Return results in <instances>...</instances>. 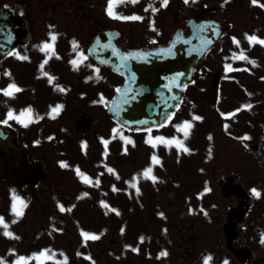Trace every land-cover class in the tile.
Here are the masks:
<instances>
[{
  "label": "rangeland",
  "instance_id": "obj_1",
  "mask_svg": "<svg viewBox=\"0 0 264 264\" xmlns=\"http://www.w3.org/2000/svg\"><path fill=\"white\" fill-rule=\"evenodd\" d=\"M209 1L210 5L218 7L216 18L226 23L229 34L220 45L221 51H213L206 59L197 82L188 90L187 102L180 112L181 116L178 115L175 120L189 117L187 120L191 122L194 113L201 115L202 122L203 117L206 119L204 124H199V127L202 126L201 130L199 127L196 128V120L191 123L187 136L183 124L172 134H168L165 128L152 131L149 135L137 136H131L124 129L115 127L106 116L104 106L112 98L122 78L90 59L84 60L82 56L77 65L80 73L74 75L67 73L66 62L56 63L54 51L46 50L42 45H35L29 47L28 51L12 55L4 62L5 68L0 67V87L15 85L20 89L12 95L0 94V119L7 111L18 108L20 103L27 106L33 103L42 111L52 102L62 100L63 103L59 111L52 112L54 115H39L43 119H49L50 130L39 134L42 139L40 149L31 143L35 148L34 151L32 149L31 160L42 163L46 170V179L37 187L28 186L17 190L5 182H0V189L9 197L8 201H4L5 204L13 201V198L18 201L26 199L23 201L22 217L15 215L13 224V229L16 228L18 232L16 237L22 240L17 244L20 250L27 249L28 252L26 236L33 234L42 239L41 245L50 244L58 257H65L62 264H73V261H76V264H176L178 261L185 263L186 259L191 257L182 246L185 244L184 241L175 237L177 240L175 244L178 242L181 245L176 252L172 240L176 222L174 214L180 208L182 189L185 190L186 199L193 197L194 200L204 201L196 196L197 192L204 189L203 183L195 188L196 184H193V181L196 176V179L201 176L202 179L210 181V193L207 191L209 197L206 198L210 201H206V204L213 205L214 200L210 198L216 199V207L213 209L215 213L213 211L209 215L203 213L197 222H194L198 235L203 233L214 236H204L200 240L201 246L204 247L211 245L217 234L222 231L221 224L232 200L222 198L220 184L224 177L234 175L239 181H251V185L246 184L248 188L256 186L261 191V195L256 197L258 202L248 226L249 230L243 233V240L238 246L250 248L255 258L264 263L263 232L257 235L253 229L257 228L256 214L264 211V170L255 164L248 151L250 144L257 140L264 127V45L249 40V37L264 40V27L259 28L260 22H264V13L260 8H250L249 3L252 0ZM4 5L16 9L26 17L30 15L36 21L35 41L48 38L46 34L48 22L57 25V29L60 30L57 15L54 13L47 16L43 13L42 8L46 7L42 0H0V6ZM197 10L198 8H194V13ZM172 18L173 15L169 14L165 21H171ZM119 27L127 36L138 37V30L125 25ZM79 30L81 37L78 38L81 39V47L84 48L95 32V27L86 23L81 28L77 26V31ZM71 34L66 31L60 33L59 38L64 43L66 38L78 40L70 36ZM66 52L68 58L72 59L76 47L70 45ZM58 53L63 56L65 49L59 46ZM0 66H3V63H0ZM215 69L222 71L220 86L221 94L225 96L222 106L220 102L213 106L206 95L210 87V75ZM57 74L60 79L57 78ZM63 84L70 85V89L64 92ZM82 88L86 89V92ZM88 93L90 98L94 93L104 100L100 103L88 102ZM244 103H251L253 109L247 111L245 108L249 104H246L241 108L243 113L247 111L246 114L235 116L237 121L233 119L228 121V116L225 117L224 113L232 112ZM86 109L96 117L97 124L86 137H81L76 132L75 118ZM35 116L36 113L32 115L30 112V115L21 118ZM12 117H15L14 114ZM177 122L176 124H179L183 121ZM227 122L232 124L226 129ZM203 128L208 138L200 141V133L205 132ZM196 129L200 131L198 135ZM244 131L246 136L242 135ZM152 137L157 139L150 145L148 140ZM176 140L181 141L188 151H184L185 148L177 149ZM148 145L154 149L150 150L152 147L148 148ZM204 151L207 163L204 162ZM105 155L108 156L113 168L119 170L120 185L113 183L107 187L97 185L91 189L83 188L81 193L83 199H80L76 196L79 191V179L75 169L82 167L93 174L96 172L101 174L99 171H105L106 168ZM202 168L205 174L201 173ZM148 169H151V173L146 177L144 173ZM111 173L110 171V175ZM117 176L112 181L117 182ZM109 183L110 180L107 184ZM81 185L87 187V184ZM60 193H64L65 196ZM173 194L178 195L173 197ZM18 201H14V204H18ZM159 201H164L163 206L173 217L172 221L165 222L169 229V231L166 229L167 235L166 231L161 232L163 228L160 222L165 215L159 207ZM48 224L52 225L54 230L50 237L46 229ZM262 224L264 226V221ZM123 226L126 231L122 236L118 229H123ZM102 227L101 234L109 232L97 243H93L95 239L85 238V234L89 236L92 230L98 231ZM35 229L39 230L32 232ZM57 231L64 232L61 239H58L60 235ZM160 238H163V243ZM127 239L133 241L136 246L130 244L128 252H124L123 242H127ZM164 246L168 249H165L167 255L165 259L159 260L157 252L164 250ZM3 253L4 251L0 264L13 262L12 253L9 251ZM82 253L85 258H89V262ZM176 254L179 258H176ZM224 258L228 264H237L227 250ZM227 261L222 262L227 264ZM204 264H212L209 253L204 255Z\"/></svg>",
  "mask_w": 264,
  "mask_h": 264
},
{
  "label": "water",
  "instance_id": "obj_2",
  "mask_svg": "<svg viewBox=\"0 0 264 264\" xmlns=\"http://www.w3.org/2000/svg\"><path fill=\"white\" fill-rule=\"evenodd\" d=\"M24 27L25 21L22 18L13 16L8 10H0L1 57L6 56L17 43L26 42L30 38L28 34L22 33ZM205 27L204 32H208V36L206 34L202 42L205 44L209 41L211 47L218 41L223 29L220 24L213 21ZM108 36L109 32L100 34L90 50L91 52L94 50L95 57L103 64L124 74L129 81L128 85L119 89L108 108V114L131 130H144L164 124L177 107L186 84L193 78L194 68L200 60L197 58L202 53L197 58L191 57L197 52V47L201 48V41L194 44L195 40L191 38L186 40L178 34L171 47L159 48L152 53L123 55L112 42H108ZM139 57L141 61H137ZM217 86L218 76H214L215 90ZM94 123L95 120L89 114L82 113L77 118V130L86 133ZM251 153L264 168V134L259 142L251 147ZM41 176V166L28 162L27 149L17 143L15 132L9 126L0 123V177L8 179L14 185H24L36 183ZM227 190H231L228 182L223 191L229 196ZM233 193L242 196L245 201L250 199L239 187L235 188ZM246 212L247 208L244 207L229 209V222L225 227L228 234L236 231L238 222L244 221ZM231 242L229 239L230 248ZM234 252L238 258L246 260L247 254L241 257L242 252Z\"/></svg>",
  "mask_w": 264,
  "mask_h": 264
},
{
  "label": "flooded vegetation",
  "instance_id": "obj_3",
  "mask_svg": "<svg viewBox=\"0 0 264 264\" xmlns=\"http://www.w3.org/2000/svg\"><path fill=\"white\" fill-rule=\"evenodd\" d=\"M109 2L110 0H42V4L46 7L45 9L42 8L43 13L47 16H51L55 13L60 26V30H58L57 25L48 22L46 34L50 35L57 31L63 34L68 31L72 33L70 36L78 38L81 37V31H77V26H80L81 28L86 23H90L95 27L94 35L100 30L118 28L121 31L122 36L116 40L117 45L122 47L125 51H133L154 48L156 46L167 44L176 31L184 32L187 35L190 33L191 26L194 22L210 18L209 7L211 5L209 0H188L187 3L185 0H168L167 6L163 5L162 0H117V3L114 6V13L115 16L119 18H114L108 14L107 9ZM194 8H198L195 13L193 11ZM169 14L173 15V18L171 21L166 22L165 19ZM133 17H139V19H132ZM28 22L34 39L36 34L34 26L36 21L28 15ZM119 25H125L138 30V37L133 38V36H127L125 32L120 29ZM52 26L55 28H51ZM44 40L46 39H41L39 41ZM80 41V38H78V40L67 38L65 43L62 42L61 39L57 40L58 46L64 48L65 51L68 49L69 44H71L70 42H76L77 45L81 46ZM78 51L79 50H76V52ZM65 62L70 63L72 62V59L67 58ZM77 72L76 69H72L71 65L67 66V73L74 75ZM22 105H25V107ZM19 106L20 108H15V110L21 111H18L16 115H26V112L24 111L25 109L30 110L33 113L32 108H34L38 117L10 118L5 114L1 120L9 123L17 131L18 140L21 143H25L28 146L30 145V154L32 153V149L33 151L35 150L33 145H35L34 147H37V149H40L39 145L42 139H40L39 134L50 130L49 119H43L39 116L48 112L37 109L33 103H31V106L20 103ZM31 143H33V145ZM0 182L3 181L0 180ZM5 194L6 192L0 189V218L3 219L4 224H7L6 229L3 225H0V260L2 252L4 251L3 254H6L8 249L11 248L6 239L13 237V224L15 222L14 215H9V209L3 203V201H8V199L4 197ZM234 200L237 205L238 201H236V199ZM12 202H10V205L13 207L14 201ZM253 207L254 203L251 210ZM175 218L180 222L179 224H176L175 227L177 235H179L180 232L181 236L183 232L186 234L184 235L186 244L192 245L191 247L189 246L190 249L188 252L193 253L195 251V236H199L195 233V225L193 221L189 219L186 221H180L177 215H175ZM248 225L249 224H247V226L241 231L249 230ZM253 229L255 234L258 235V228L253 227ZM5 231L11 235H5ZM222 234L216 236L213 248L221 246L222 241L225 239L224 234ZM242 240L243 237H241V240L236 243H239ZM190 263L193 264V262Z\"/></svg>",
  "mask_w": 264,
  "mask_h": 264
},
{
  "label": "snow or ice",
  "instance_id": "obj_4",
  "mask_svg": "<svg viewBox=\"0 0 264 264\" xmlns=\"http://www.w3.org/2000/svg\"><path fill=\"white\" fill-rule=\"evenodd\" d=\"M185 2L187 3L188 0H185ZM116 3H117V0H110V2H109V6H108V9H107V12H108V14H109L110 16H113L114 18H119V17H116V16H115V13H114V6H115ZM162 3H163L164 6H167L168 0H162ZM253 3H256V0H253ZM132 19H139V17H133ZM51 40H52V41H55V40H56V37L53 35V36L51 37ZM249 40H250V42H257V43H260V44L264 45V40H257L255 37H249ZM52 48H53L52 45H49V44H45V45H44V49H46V50H47V49H52ZM230 70H231V69H230ZM19 91H20V89H19L18 87H16L15 85H10L9 88L5 91V94H6V95H12L14 92H19ZM54 111H59V109L57 108V109H55ZM22 115H23V114H22ZM28 115H30V111H29ZM9 116H10V118H11L12 114L9 113ZM195 119H200V117H195ZM184 128H185V130H186V131H185V136H187V135H188V131H187V130L191 128V124L186 123V124L184 125ZM245 139H247V137H245ZM176 143H177L178 145L180 144L179 141H176ZM184 151H188V149L185 148ZM77 171H79V170H77ZM150 173H151V169H148V170L144 173V175H145L146 177H148ZM153 179H154V178H153ZM253 191H254V194H255V195L259 196V193H256L255 190H253ZM18 204L20 205V207H17V205L14 204V206H13V210H14V212H15V214H16L17 216H21V215L23 214V211H22L23 202H22V201H18ZM0 225H3V227H4L5 229L7 228V224H4L2 218H0ZM4 234H5V235H11V234L8 233L7 231H5ZM85 238H86V239H98V237H96V236H88L87 234H85ZM162 255H167V253H162ZM44 256L46 257V254H44Z\"/></svg>",
  "mask_w": 264,
  "mask_h": 264
}]
</instances>
